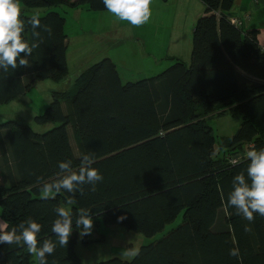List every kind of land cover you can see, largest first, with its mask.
Segmentation results:
<instances>
[{
	"label": "trees",
	"instance_id": "obj_1",
	"mask_svg": "<svg viewBox=\"0 0 264 264\" xmlns=\"http://www.w3.org/2000/svg\"><path fill=\"white\" fill-rule=\"evenodd\" d=\"M203 2L190 65L175 59L156 76L123 83L116 63L105 57L67 84L65 18L54 7L107 9L102 0H21L22 41L32 52L20 54L16 68H0V105L39 80L50 78L62 86L35 116L37 124L51 122L52 128L0 122V226L16 228L20 235L28 218L39 222L38 248L45 240L56 245L46 256L48 264H84L75 250L80 208L90 211L95 226L123 225L149 237L182 215L177 227L141 246L132 259L95 264H264V216L254 214L250 222L227 204L233 177L246 174L247 151L253 145L264 148V49L257 30L230 22L234 0ZM36 14L41 27L33 29L27 20ZM21 58L28 63L20 65ZM225 114L238 119L239 128L232 136L217 137L209 121ZM89 152L104 177L96 190L85 184L84 194L77 191L71 204L65 191L44 199L40 190L59 171L58 162L70 159L71 171H78ZM57 206L73 215L66 247L51 232ZM98 234L93 240L84 235L83 241L102 240L104 234ZM232 248L239 249V257L229 255ZM0 264L39 260L23 241L0 243Z\"/></svg>",
	"mask_w": 264,
	"mask_h": 264
},
{
	"label": "rangeland",
	"instance_id": "obj_2",
	"mask_svg": "<svg viewBox=\"0 0 264 264\" xmlns=\"http://www.w3.org/2000/svg\"><path fill=\"white\" fill-rule=\"evenodd\" d=\"M200 1L202 4L193 0L189 7L184 3L176 8L170 6L169 2L152 0L151 17L140 26L120 20L108 10L92 9L87 4L73 7L60 4L54 7L65 18L64 30L68 36L66 56L71 79L66 83L105 57H110L116 63L123 83L156 76L172 66L175 59L190 65L193 32L199 17L204 13L203 0ZM177 30L181 32L176 33ZM61 86L50 78L35 82L24 95L0 105V122L20 120L39 131L52 128L51 122L37 124L35 116L44 113L52 100V91ZM209 124L217 137H229L235 134L240 121L225 114L212 118ZM69 133L77 153L75 133L72 129ZM181 222L182 215L153 237L123 225L93 224L86 237L93 240L100 237L98 233H102L104 238L85 243L80 230L78 237L76 234L75 250L84 264H95L112 257L129 260L141 246L161 239Z\"/></svg>",
	"mask_w": 264,
	"mask_h": 264
},
{
	"label": "clouds",
	"instance_id": "obj_3",
	"mask_svg": "<svg viewBox=\"0 0 264 264\" xmlns=\"http://www.w3.org/2000/svg\"><path fill=\"white\" fill-rule=\"evenodd\" d=\"M102 3L120 20H127L135 26L147 23L151 17L152 0H102ZM24 23L25 20L21 18V0H0V68L5 70L9 66L16 68L20 54H31L32 48L22 41ZM27 23L33 29L41 27L38 14L28 19ZM44 27L45 30L51 32L49 25ZM19 63L26 65L28 61L21 58ZM246 157L249 161L246 174L242 171L233 177L232 190L228 194L227 204L236 210L237 215L251 222L254 220V214L264 216V148L257 150L254 145L251 146ZM94 163L95 157L91 152L82 155L78 171H71L72 161L70 159L58 162L59 171L40 190L42 197L48 199L53 191L57 193L65 191L71 194L68 200L71 204L77 191L81 195L84 194L85 184L91 185V190L95 191L96 185L102 182L104 177L99 169L93 167ZM62 173L67 174L62 175ZM54 211L58 213L59 218L52 222L51 232L56 234L59 245L66 247L73 232V215L63 206L55 207ZM76 216L75 225L78 228L82 227L81 235L89 234L93 228L90 211L80 208ZM25 223L27 227L21 225L20 235H17L16 228L7 231L0 226V243L11 245L23 241L28 253L37 257L39 264H48L46 256L54 254L56 245L51 240H45L43 246L38 248L37 234L41 232L42 225L33 218H28ZM229 255L239 257V249H230Z\"/></svg>",
	"mask_w": 264,
	"mask_h": 264
},
{
	"label": "crops",
	"instance_id": "obj_4",
	"mask_svg": "<svg viewBox=\"0 0 264 264\" xmlns=\"http://www.w3.org/2000/svg\"><path fill=\"white\" fill-rule=\"evenodd\" d=\"M162 1L169 2L170 6H175L176 8H178L184 3H187V6L189 7V5L193 0H162ZM196 1L202 4L200 0H196ZM203 12H205L204 2H203ZM230 12L233 14V16L237 17L240 20V22L242 23L240 27H243L246 30L254 29L258 31L259 43L261 47L264 49V0H234ZM180 32H181L180 30H177L176 33H180Z\"/></svg>",
	"mask_w": 264,
	"mask_h": 264
},
{
	"label": "built area",
	"instance_id": "obj_5",
	"mask_svg": "<svg viewBox=\"0 0 264 264\" xmlns=\"http://www.w3.org/2000/svg\"><path fill=\"white\" fill-rule=\"evenodd\" d=\"M230 22L233 23V24H235V25H239V26L242 24L240 22V20L237 17H235V16H231L230 17ZM232 161L233 162H237V159H232Z\"/></svg>",
	"mask_w": 264,
	"mask_h": 264
}]
</instances>
